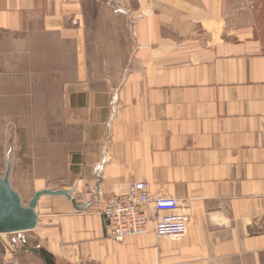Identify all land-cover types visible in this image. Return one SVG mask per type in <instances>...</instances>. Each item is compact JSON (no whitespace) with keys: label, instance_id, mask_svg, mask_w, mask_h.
<instances>
[{"label":"crops","instance_id":"1","mask_svg":"<svg viewBox=\"0 0 264 264\" xmlns=\"http://www.w3.org/2000/svg\"><path fill=\"white\" fill-rule=\"evenodd\" d=\"M0 133L65 165L36 177L71 196L37 204L53 264H264V0H0ZM133 181L186 235L106 237Z\"/></svg>","mask_w":264,"mask_h":264},{"label":"built area","instance_id":"2","mask_svg":"<svg viewBox=\"0 0 264 264\" xmlns=\"http://www.w3.org/2000/svg\"><path fill=\"white\" fill-rule=\"evenodd\" d=\"M150 205L155 209L154 217L148 214ZM104 219L106 237L117 242L146 234L151 219L158 237H182L188 229V216L179 201L166 193H154L142 181H133L125 193L109 197Z\"/></svg>","mask_w":264,"mask_h":264},{"label":"rangeland","instance_id":"3","mask_svg":"<svg viewBox=\"0 0 264 264\" xmlns=\"http://www.w3.org/2000/svg\"><path fill=\"white\" fill-rule=\"evenodd\" d=\"M15 134L19 135V133L13 132L9 133L8 136L10 137ZM1 136L2 134L0 133V173L4 175L8 168V163L4 162L5 156L9 151L12 153L20 149V146L13 147V138L7 139V134L4 135L5 137L3 139ZM10 144L11 146H9ZM17 144L21 145V140H18ZM24 150L32 151L28 147H24ZM29 158L31 159L32 157ZM27 160L25 159L23 163L17 162L11 165L9 164L11 166V184L19 192L25 203H28L37 191L43 189L58 190L66 186L67 181L65 179L36 178L41 175L49 176L52 169L59 172L62 168L64 169V164H34L33 162L27 163ZM46 196L51 195H43L42 197ZM40 242L37 231L33 230L8 234L0 233V264H51V258L49 255H46ZM55 264L65 263L55 262Z\"/></svg>","mask_w":264,"mask_h":264},{"label":"water","instance_id":"4","mask_svg":"<svg viewBox=\"0 0 264 264\" xmlns=\"http://www.w3.org/2000/svg\"><path fill=\"white\" fill-rule=\"evenodd\" d=\"M11 166L8 165L4 175L0 173V233L8 234L33 230L38 225L37 204L43 195H65L70 198V193L64 189H43L37 191L28 203L10 181ZM75 202V201H73ZM51 264H53L51 262Z\"/></svg>","mask_w":264,"mask_h":264}]
</instances>
